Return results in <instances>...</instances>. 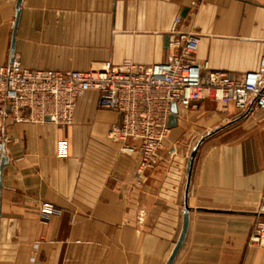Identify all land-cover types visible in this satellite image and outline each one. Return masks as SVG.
Returning a JSON list of instances; mask_svg holds the SVG:
<instances>
[{
    "label": "crops",
    "instance_id": "crops-1",
    "mask_svg": "<svg viewBox=\"0 0 264 264\" xmlns=\"http://www.w3.org/2000/svg\"><path fill=\"white\" fill-rule=\"evenodd\" d=\"M19 0H0V67L10 63ZM188 10L184 15V11ZM199 36L206 70L244 75L264 58V0H23L14 58L31 70L88 71L175 52ZM90 91L73 124L7 125L0 166V264H264L250 243L264 195V111L223 115L205 99L179 110L159 163L137 175V150L108 138L121 116ZM238 120V121H237ZM235 122V123H233ZM201 145L188 188V161ZM44 204L54 206L44 214Z\"/></svg>",
    "mask_w": 264,
    "mask_h": 264
},
{
    "label": "built area",
    "instance_id": "built-area-1",
    "mask_svg": "<svg viewBox=\"0 0 264 264\" xmlns=\"http://www.w3.org/2000/svg\"><path fill=\"white\" fill-rule=\"evenodd\" d=\"M199 45V36L174 31L171 48L175 54L164 63L146 66L127 60L116 65L108 61L88 71L31 70L13 58L0 67V157L9 143L8 124L70 126L78 99L90 91L99 93L100 107L121 116L108 138L122 143L128 153L135 152L137 144L139 177L159 163V151L172 130L174 105L192 110L211 99L223 115L229 114L231 106L241 114L250 108L264 111V58L259 70L244 75L210 71L197 62ZM42 212L53 214L54 206L44 204ZM250 243L264 246V219L256 223Z\"/></svg>",
    "mask_w": 264,
    "mask_h": 264
},
{
    "label": "water",
    "instance_id": "water-1",
    "mask_svg": "<svg viewBox=\"0 0 264 264\" xmlns=\"http://www.w3.org/2000/svg\"><path fill=\"white\" fill-rule=\"evenodd\" d=\"M23 0H19L18 4H17V19L15 22V28H14V34H13V40H12V46H11V50H12V58L10 60V62L13 60L14 58V54H15V48H16V34H17V28H18V23H19V18H20V14H21V6H22ZM188 10L184 11V15L187 13ZM252 111V108H250L247 112H245L244 114L241 115V117L238 119H242L247 117ZM178 118H179V108L177 107V105H174L173 107V114L171 117V121H170V128L173 129L178 125ZM237 120V121H238ZM235 123V122H233ZM221 130V128H217L216 130L211 131L207 136L203 137L195 146L194 150L192 151L189 161H188V188L190 186V182H191V177H192V173H193V169H194V165H195V161L199 152V149L201 147V145L203 144L204 141H206L209 137L213 136L215 133L219 132ZM6 165V161L5 159L2 160L1 166H0V173H1V177H2V173L4 170V167ZM1 190V187H0ZM262 217H264V214H261ZM189 221H190V216H189V208L186 207V211H185V216H184V227H183V231L182 234L180 236V239L178 241V243L176 244L175 249L173 250L167 264H174L177 256L179 255V252L181 251L187 234H188V230H189Z\"/></svg>",
    "mask_w": 264,
    "mask_h": 264
}]
</instances>
